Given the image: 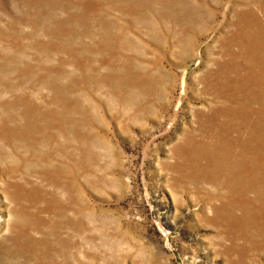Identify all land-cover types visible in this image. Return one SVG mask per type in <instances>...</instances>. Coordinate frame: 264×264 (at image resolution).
Masks as SVG:
<instances>
[{
	"label": "rangeland",
	"instance_id": "rangeland-1",
	"mask_svg": "<svg viewBox=\"0 0 264 264\" xmlns=\"http://www.w3.org/2000/svg\"><path fill=\"white\" fill-rule=\"evenodd\" d=\"M0 264H264V0H0Z\"/></svg>",
	"mask_w": 264,
	"mask_h": 264
}]
</instances>
